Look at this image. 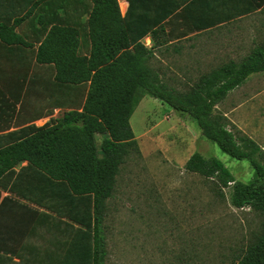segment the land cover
<instances>
[{
  "label": "trees",
  "instance_id": "16d2710c",
  "mask_svg": "<svg viewBox=\"0 0 264 264\" xmlns=\"http://www.w3.org/2000/svg\"><path fill=\"white\" fill-rule=\"evenodd\" d=\"M127 1L122 15L118 0H89L87 54L80 29L68 21L66 27H52L37 51L38 61L55 70L50 100L65 111L0 143V264H106V201L120 166L137 146L130 120L145 96L189 115L220 150L250 162L254 177L248 182L237 179L221 159L200 152L185 168L210 179L221 197L231 186L234 207L261 215L259 232H252L231 264H264V151L216 112L231 91L264 73V42L242 61L230 60L178 91L163 80L155 53L170 47L171 33L161 39L165 26L183 22L184 11L152 9L154 2L144 10L147 0ZM147 35L150 47L142 41Z\"/></svg>",
  "mask_w": 264,
  "mask_h": 264
},
{
  "label": "rangeland",
  "instance_id": "374dc122",
  "mask_svg": "<svg viewBox=\"0 0 264 264\" xmlns=\"http://www.w3.org/2000/svg\"><path fill=\"white\" fill-rule=\"evenodd\" d=\"M252 31L244 26L225 27L203 42L179 44L183 47L179 52L161 55L163 61L157 62L163 80L185 91L202 74L230 60L242 61L264 42L260 35L252 37ZM216 112L264 151V73L251 75L231 91ZM131 126L137 146L120 166L115 191L106 201V264H231L252 232H259L262 217L248 208L234 207L231 186L221 197L210 179L187 171L185 164L194 152L215 156L237 179L248 182L254 177L250 162L220 150L203 136L195 119L158 98L141 100ZM102 138L98 135L99 145Z\"/></svg>",
  "mask_w": 264,
  "mask_h": 264
},
{
  "label": "crops",
  "instance_id": "0c3cea01",
  "mask_svg": "<svg viewBox=\"0 0 264 264\" xmlns=\"http://www.w3.org/2000/svg\"><path fill=\"white\" fill-rule=\"evenodd\" d=\"M73 1V10L67 13L70 0H0V143L5 144L9 137H23L29 133L24 131L25 128L42 126L51 118L63 115L65 109L55 108L48 93L55 70L51 64L38 61L37 51L52 27H66L68 21L80 29L82 53L89 52L86 21L90 14L87 12L90 2ZM263 1L147 0L144 10L150 8V2H154L151 3L152 9L185 13L183 22L176 20L165 26L166 32L161 39L165 41L166 33H171L172 38L168 39L171 45L166 50L157 51L155 56L163 61L161 55L179 52L183 48L179 44L203 42L214 31L225 27L253 28L252 37H264ZM118 2L122 15H125L128 1ZM256 29L258 33H255ZM142 41L148 47L152 45L150 35ZM251 41L257 40L252 38Z\"/></svg>",
  "mask_w": 264,
  "mask_h": 264
}]
</instances>
